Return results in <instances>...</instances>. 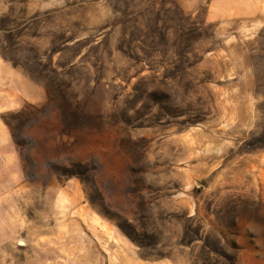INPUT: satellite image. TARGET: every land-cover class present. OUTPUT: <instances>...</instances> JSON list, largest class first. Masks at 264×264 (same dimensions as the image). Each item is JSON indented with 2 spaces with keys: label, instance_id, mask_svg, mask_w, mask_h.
Returning <instances> with one entry per match:
<instances>
[{
  "label": "rangeland",
  "instance_id": "rangeland-1",
  "mask_svg": "<svg viewBox=\"0 0 264 264\" xmlns=\"http://www.w3.org/2000/svg\"><path fill=\"white\" fill-rule=\"evenodd\" d=\"M0 223L2 264H264V0H0Z\"/></svg>",
  "mask_w": 264,
  "mask_h": 264
},
{
  "label": "crops",
  "instance_id": "crops-1",
  "mask_svg": "<svg viewBox=\"0 0 264 264\" xmlns=\"http://www.w3.org/2000/svg\"><path fill=\"white\" fill-rule=\"evenodd\" d=\"M10 209H8L7 208V210L6 211H9ZM9 215V214H8ZM10 216L8 217V220H9V223H10ZM11 224V223H10ZM0 226H3V224L2 223H0ZM1 234V233H0ZM0 238H2V236L0 235ZM10 239V235L9 236H7V239H4V240H6V241H8ZM26 254H27V264H35L34 263V261H33V253H31L30 254V252L29 251H27L26 252ZM31 255V256H30ZM0 264H2L1 262H0Z\"/></svg>",
  "mask_w": 264,
  "mask_h": 264
}]
</instances>
